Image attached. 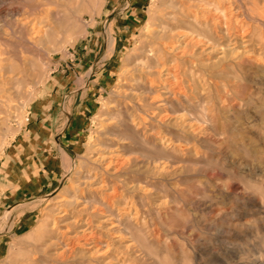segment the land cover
<instances>
[{"label": "rangeland", "instance_id": "374dc122", "mask_svg": "<svg viewBox=\"0 0 264 264\" xmlns=\"http://www.w3.org/2000/svg\"><path fill=\"white\" fill-rule=\"evenodd\" d=\"M0 264H264V0H0Z\"/></svg>", "mask_w": 264, "mask_h": 264}, {"label": "bare ground", "instance_id": "6f19581e", "mask_svg": "<svg viewBox=\"0 0 264 264\" xmlns=\"http://www.w3.org/2000/svg\"><path fill=\"white\" fill-rule=\"evenodd\" d=\"M173 8V7H172ZM177 7H174V9H176ZM173 9V10H174ZM178 9V8H177ZM182 13V12H181ZM172 15V14H171ZM165 16V15H164ZM177 16V15H176ZM178 16H180V15H178ZM183 16V15H182ZM170 17V16H169ZM173 17H174V15H173ZM172 18V17H171ZM162 19V18H161ZM193 19V18H192ZM170 19H168V18H166V20H162L159 24H158V27H156V28H153V29H151V30H149V37H150V39L151 40H159V45L160 46H169V48H170V51H175V50H177L178 49V47L179 46H192L191 44H193V42L191 41V39L190 40H187V38H186V36H184V35H177V36H173L172 34H171V37H170V42L169 41H166V40H169L168 38H164V41H161V37L160 36H165V34H166V32L167 31H169V25L171 24V23H169V22H171V21H169ZM173 21L175 20V18L174 19H172ZM162 23H165L164 25H162ZM173 24V23H172ZM176 25V24H175ZM174 25V26H175ZM181 25V24H180ZM179 25V26H180ZM174 30V29H173ZM163 40V39H162ZM182 40H184V41H182ZM183 48V47H182ZM163 49H165V48H163ZM187 50V49H186ZM149 52H152V51H149ZM180 53V52H179ZM193 53V52H192ZM183 54V53H182ZM154 57V56H153ZM145 59H146V61H147V63H150L149 61H150V59H151V56H146L145 57ZM152 60V59H151ZM136 63V62H135ZM141 63H142V61H141ZM160 64V63H159ZM138 65V64H137ZM141 66H140V68L139 69H137V71H138V74H139V79H142L143 77H146V76H151L152 75V69L153 68H151L150 66V68L151 69H149V67H148V65L146 66L145 65V63H143V64H140ZM151 65V64H150ZM156 66V65H155ZM153 67V66H152ZM158 67V66H157ZM155 68V67H154ZM163 68V67H162ZM163 70V69H162ZM158 73V72H157ZM160 73V72H159ZM169 75V74H168ZM165 82V81H164ZM137 84V83H136ZM151 84V83H150ZM134 86V85H133ZM164 87V86H163ZM127 96H128V93L126 94ZM131 95V94H130ZM127 96H125V97H127ZM98 157V156H97ZM107 157V156H106ZM103 158H105V157H103ZM107 158H109V157H107ZM106 158V159H107ZM114 158V157H113ZM116 158V157H115ZM110 159H108V161H109ZM114 160V159H113ZM100 161H102V160H100ZM104 161H106L105 159H104ZM111 161V160H110ZM116 162V161H115ZM118 162V161H117ZM101 163V162H100ZM111 163H114L113 161L111 162ZM110 163V164H111ZM105 164V163H104ZM121 164V163H120ZM104 166V165H103ZM110 166V165H109ZM115 167H116V165H114ZM119 167V166H118ZM105 168H107V167H105ZM120 168V167H119ZM112 169V168H111ZM108 170H110V169H108Z\"/></svg>", "mask_w": 264, "mask_h": 264}]
</instances>
